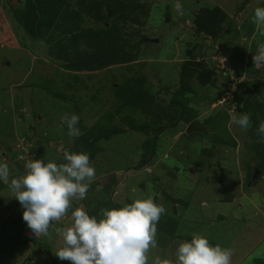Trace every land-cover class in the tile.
Returning a JSON list of instances; mask_svg holds the SVG:
<instances>
[{
    "label": "rangeland",
    "instance_id": "1",
    "mask_svg": "<svg viewBox=\"0 0 264 264\" xmlns=\"http://www.w3.org/2000/svg\"><path fill=\"white\" fill-rule=\"evenodd\" d=\"M122 1L135 7L133 21L116 24L105 39V29L115 23L108 1L64 0L51 33L41 35L46 27H39V0H32L34 8L27 0H0V162L9 165L10 178H19L27 160L59 164L64 152L90 151L96 170L86 198L74 200L47 236L31 232L24 209L8 194L11 214L0 226V264H71L54 254L63 246L55 229L70 226L71 211L81 204L90 215L97 209L99 217L100 188L115 175L117 185L108 188L113 207L151 196L166 209L150 259L175 261L179 243L198 233L230 248L231 264H264V174L259 170L254 178L263 143L251 133V116L247 129L231 123L232 115L264 108V65L253 60L264 36L252 23L264 0ZM97 3L102 19L89 12L97 11ZM214 7L228 17L216 39L197 23L203 10ZM91 33L103 40L100 48ZM119 44L129 59L98 64V52L103 56ZM219 53L234 67L231 75L217 70L219 78L205 83L194 71L189 78L198 67L194 62ZM181 87L188 91L181 96L186 108L177 103L179 110L171 101ZM72 114L79 117L76 138L61 120ZM190 125L195 128L187 134ZM143 126L149 128L135 129ZM5 190L13 195L0 181V193Z\"/></svg>",
    "mask_w": 264,
    "mask_h": 264
},
{
    "label": "clouds",
    "instance_id": "2",
    "mask_svg": "<svg viewBox=\"0 0 264 264\" xmlns=\"http://www.w3.org/2000/svg\"><path fill=\"white\" fill-rule=\"evenodd\" d=\"M174 8L182 11L179 3ZM252 23L264 36V7L254 9ZM253 60L255 65H264V41L258 42ZM61 120L69 137L81 135L76 114L64 115ZM231 123L247 129L250 115H232ZM256 134L264 141V119L259 121ZM63 161L58 164L44 159L27 160L19 178H10L9 165L0 162V181L19 201L24 209L23 221L36 237L49 235L53 224L73 207V201L86 198L95 178L96 170L87 153L64 152ZM165 212V207L151 196H134L131 203L121 207L103 208L99 217L90 215L81 204L71 211L70 226L55 229L63 246L54 254L71 264H231L230 248L212 245L198 233H192L191 241L179 243L175 261L160 255L150 259V252L158 247L157 224Z\"/></svg>",
    "mask_w": 264,
    "mask_h": 264
},
{
    "label": "trees",
    "instance_id": "3",
    "mask_svg": "<svg viewBox=\"0 0 264 264\" xmlns=\"http://www.w3.org/2000/svg\"><path fill=\"white\" fill-rule=\"evenodd\" d=\"M63 1L64 0H39V3H41L40 7H39V13L41 14V17H40L41 20H40V23H39V27H41V26H45L46 27V30L43 33L42 32L40 33L41 35L44 34V33L45 34L51 33L52 27L56 24V22L58 20V16L60 14V8H61V6L63 4ZM105 1L106 2L108 1V3L110 4L109 7L112 9V15L114 16L113 19L115 21V23L113 25V28L110 27V28H106L105 29L104 35H105V39H107V37L109 35H112L113 32L116 31V29H117L116 24L117 25L119 23H126L127 24L130 20L133 21L132 20L133 19L132 13H133V10L135 11V7L133 8V5L125 4V2H123L122 0H105ZM27 2L28 3H26V5H27L28 8L29 7L30 8H34L35 7L33 5V3H32V0H27ZM50 3L55 4V6L52 7L50 5ZM101 6H102L101 4L97 3L96 5L93 6V8H95L97 11L93 12L89 8V12H92L98 19H102L101 15L99 14ZM18 12L20 13L21 10L18 11ZM35 14H37V13H35ZM32 18H36V16L33 15ZM226 18H228V17L225 14V11L222 10V8H220V7H214L213 9H205V10H203L202 14L199 15V19H201V20L197 21V23L199 24L198 30H200V32H203V31L207 32L213 38L216 39L224 31V28H225L224 25H226V23H227L226 22L227 21ZM18 19L21 22L23 20H26L25 17H23V18L21 17L20 18V16L18 17ZM98 33H100V32H98ZM97 36H98V34L95 35L94 33L93 34L91 33V34L88 35V38H90V39L94 38L96 40V44L99 46V42H103V40L99 39V36L98 37ZM99 48H100V46H99ZM107 50L108 51L105 50V55H103V56H100L101 52L97 53V55H99L98 64H100V65L103 64L104 62H102V61H105L106 63H111V62H115V61H123V60L129 59V55H127L124 52V48H123L122 45L119 46L118 50H117V47L116 48L113 47L111 51H109V48L107 47ZM194 63L198 67H197V69L190 70V73H188L189 78L193 77L194 71H195V73L197 71H199V73H200V81L205 82V83L209 82V80L211 78H213V77H216V78L218 77V75L216 74L217 73L216 72L217 69L216 68H211V69L208 68L207 67L208 66L207 65L208 62H207L206 59L204 60V58H203V60H201L200 62H197V63L194 62ZM230 67H231L230 73L234 72V69L232 68L231 65H230ZM221 73L223 75L225 74V72H221ZM186 90L181 87V89L178 90V93H176L174 95L175 98H173V100L171 101V104L176 106L177 109H179V107H177V105H176L177 103H178V105L180 104L182 106V108L183 107L186 108L185 105H184V101L181 100V96L188 91V90L187 91ZM190 91H192V90H190ZM249 109H251L250 106H248V110ZM257 111H258L257 114H254V112L250 113L251 119L254 121V125H253L254 126V130L251 133H253V135L256 138L259 139L260 137L257 136L256 129H257L258 125H259V121L264 119V108L258 107ZM249 112H250V110H249ZM178 118L179 117H177V115H175V117L173 119L178 121L179 120ZM171 121H173V120H171ZM168 126H169V123L166 124V125H163V126H161L159 128L157 126H154V127L156 128L155 130L164 131ZM148 128L147 127L144 128V126H143V127L135 128V129L139 130V131H145ZM156 139L157 138L154 137L152 142H150V147H152V150L155 149L154 147H155ZM261 142L263 144L261 145L260 155H259V158L257 160V163H256L255 167L264 174V141L261 140ZM88 145H89V143H88ZM146 152L143 155L144 156L143 160L140 162L141 164L145 163L146 159L148 158L147 154L150 152V150L147 149ZM86 153L89 155L90 162H91L92 158H91L90 151H87ZM252 173H254V171H252ZM118 181H119V177L117 178L116 175H115L114 178L111 180L109 186H105V184H102V187L100 188L99 194L102 195L103 198H102L100 203L99 202L97 203L98 207H99V210H101L103 208H109V205L113 207V204H111L108 201V197H109V189L108 188L114 189L115 186L117 185ZM104 199H105V205L102 203V201ZM114 207H116V205ZM88 210L92 211L90 209V204H89V209ZM96 210H93V215L97 214ZM171 237L174 238V234L171 233Z\"/></svg>",
    "mask_w": 264,
    "mask_h": 264
},
{
    "label": "built area",
    "instance_id": "4",
    "mask_svg": "<svg viewBox=\"0 0 264 264\" xmlns=\"http://www.w3.org/2000/svg\"><path fill=\"white\" fill-rule=\"evenodd\" d=\"M206 60L211 67L212 65H214V68H216L220 72H225V74H227L228 73L227 71H231L228 58L222 55L221 53H219L218 56L215 57H208L206 58Z\"/></svg>",
    "mask_w": 264,
    "mask_h": 264
},
{
    "label": "crops",
    "instance_id": "5",
    "mask_svg": "<svg viewBox=\"0 0 264 264\" xmlns=\"http://www.w3.org/2000/svg\"><path fill=\"white\" fill-rule=\"evenodd\" d=\"M233 69H234V67H233ZM235 70V69H234ZM231 75V74H230ZM4 193V194H3ZM10 195V197H12V195H11V193H10V191H2L1 193H0V195L2 196V200H4L5 199V197L7 196V195ZM8 195V196H9ZM1 196H0V199H1ZM12 199H13V197H12ZM1 201V200H0ZM5 201V200H4ZM11 201V200H10ZM1 203V202H0ZM3 204V202L1 203V206H2V208H0V226H4L5 224H6V219L8 220L9 219V216H10V212H11V210L9 211V206H6L5 204H8L6 201L4 202V204ZM27 225V224H26ZM24 232H26L27 233V229L26 230H24ZM28 234V233H27Z\"/></svg>",
    "mask_w": 264,
    "mask_h": 264
},
{
    "label": "water",
    "instance_id": "6",
    "mask_svg": "<svg viewBox=\"0 0 264 264\" xmlns=\"http://www.w3.org/2000/svg\"><path fill=\"white\" fill-rule=\"evenodd\" d=\"M193 128H195V125H190V126L188 127V129H187V134H191V132H193V131H192ZM200 130H201V129H200ZM201 131H202V130H201ZM258 175H259V170L256 171L254 178H257Z\"/></svg>",
    "mask_w": 264,
    "mask_h": 264
}]
</instances>
